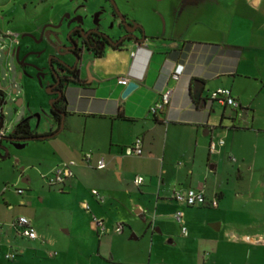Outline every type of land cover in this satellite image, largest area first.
<instances>
[{"label": "crops", "instance_id": "crops-1", "mask_svg": "<svg viewBox=\"0 0 264 264\" xmlns=\"http://www.w3.org/2000/svg\"><path fill=\"white\" fill-rule=\"evenodd\" d=\"M177 3L173 17L162 15L154 20L133 21L142 28L135 36L137 40L145 38L144 43L132 41L120 49L108 47L101 58L89 53V63L83 62V54L77 67L81 83L66 85L63 90L66 102L63 130L51 139L32 141L43 145L42 149L51 157L39 161L46 163L47 173L43 176L65 163L75 162L74 178L58 188L62 195L76 191L78 196V186L96 175L98 182L92 191H98L105 203L100 204L91 195L92 199L83 198L78 205L92 224L94 215L85 212L83 203L90 210L94 203L101 211L104 225L107 227L106 220L111 223L112 227L108 228L111 231L116 223L122 222L124 232V224H129L127 213L143 219L146 231L142 239L152 230L143 252L128 254L111 245L104 259L100 258L101 251L98 253L97 264H105L104 261L106 264H264L261 236L241 237L232 232L227 237L222 224H205L203 228L191 225L186 236L182 227H178V232L169 228L171 219L174 221L176 212L182 208L201 209L173 200L174 190L204 191L207 200L217 199L219 206L224 195L223 182L218 174L219 164L215 161L210 164L211 157L226 155L234 162V156L239 158L240 154L244 159V151L254 145L251 139L264 135V0H179ZM121 17H117L119 24ZM132 53H136L135 57ZM58 55L72 56L66 52ZM73 57L62 62L73 66L76 62ZM177 68L182 69L178 81L172 79ZM127 76L138 88L123 99L126 87L118 80ZM53 81L51 76L48 85ZM197 82L202 86L201 100L209 99L218 89H229L245 113L240 118L235 109L218 103H207L205 108H200L201 102L193 97ZM168 91H171L169 105L162 112L151 114V108ZM51 124L49 131L35 135L56 134L60 129L52 118ZM220 131L229 137L228 148L224 154L225 144L217 154L211 155L212 135ZM137 139L142 140V156L126 155V149ZM86 154L93 156L90 165L83 162ZM100 157H105L108 163L105 171L94 168ZM237 168L236 179L242 180L239 171L243 174V167ZM111 175H116L118 184L108 187ZM136 177L145 179L142 186L134 185ZM262 199L263 202L257 203L262 209L247 210L250 213L245 216L248 214L250 223L264 229V193ZM11 229L20 239L37 241L25 239ZM96 235L99 240L105 237L97 231ZM131 239L137 241L139 237L132 235ZM6 243L8 247L0 242L6 252L4 259L8 262L22 259L18 254H24L23 247L16 238ZM10 253L16 255L12 261L6 258Z\"/></svg>", "mask_w": 264, "mask_h": 264}, {"label": "rangeland", "instance_id": "rangeland-1", "mask_svg": "<svg viewBox=\"0 0 264 264\" xmlns=\"http://www.w3.org/2000/svg\"><path fill=\"white\" fill-rule=\"evenodd\" d=\"M178 1L0 0V82L6 103L2 108L5 133L8 136L12 134L27 118H30L34 133H43L52 127L50 109L53 98L49 96L48 90L51 79L49 62L56 57L61 58V61L72 60V56L58 55L57 49L67 48L68 35L76 25L114 38L123 31L119 26L118 15L127 19V26L134 25L135 19L143 22L162 15L173 17L177 13ZM79 17L82 22H77ZM51 27H57L56 35L48 38L46 33ZM8 36H12L16 43L11 45ZM83 62H90L89 53H84ZM212 136L216 141L225 142L222 151L225 154L229 137L221 131ZM251 140L254 145L244 151V159L240 154L239 158L234 156V162L226 155L225 158H219L218 155L211 157L210 164L214 161L219 164L218 174L223 182L224 195L218 208H182L183 224L178 226L175 218L174 221L171 219V230L178 232V227L183 226L189 229L191 225L203 228L205 224H222L227 237L234 232L241 237L264 238V229L250 223L248 214L245 216V213H250L247 210L262 209L257 203L263 202L264 193V135ZM3 145L5 150L1 149L3 158L0 159V219L5 220L0 223V242L8 247L6 242L16 238L24 254H18L22 259L8 262L4 259L5 248L0 247L1 264H97L98 253L101 251L100 258L104 259L111 245L128 254H139L147 248V238L152 230L142 239L146 231L144 221L130 213L126 214L129 224H124L121 237L113 232L99 240L92 220L78 206L81 199L91 198L93 187L98 182L96 175L91 181L78 186V196L76 191L62 195L59 186L50 187L43 179V174L47 173L46 163L39 161L47 159L44 157L51 159L47 151L42 149L43 145L37 142H4ZM238 166L243 167V174L239 171L242 180L236 179ZM24 179L29 182H24ZM117 180L116 175H111L108 187L118 184ZM18 191L22 193L18 194ZM91 210L92 215L101 220V211L94 203H91ZM21 216L33 221L37 245L14 235L10 225ZM153 216H149L150 220ZM105 223L107 228L112 227L107 220ZM132 235L139 239L132 240Z\"/></svg>", "mask_w": 264, "mask_h": 264}, {"label": "built area", "instance_id": "built-area-1", "mask_svg": "<svg viewBox=\"0 0 264 264\" xmlns=\"http://www.w3.org/2000/svg\"><path fill=\"white\" fill-rule=\"evenodd\" d=\"M7 38L11 39V45L15 42L12 36H8ZM16 43V42H15ZM10 45V47H11ZM11 49V48H9ZM136 53H132V56L135 57ZM182 74V69L177 68L172 75V79L178 81L180 75ZM131 79L127 77L120 78L118 83L124 87H126L130 83ZM171 100V91L164 93L161 96L160 101L151 108V114L155 115L159 112H162L170 103ZM211 103H218L222 106L229 107L235 109L238 112L240 118L242 117L245 110L241 108V105L238 101L233 97L231 90L229 89H218L212 92L208 99ZM3 111V110H2ZM0 110V114L2 113ZM8 137L5 133L4 129L0 130V139ZM225 142L223 140H214L212 139L209 145V153L211 155L217 154L220 147H223ZM126 155L131 157H141L142 156V140L137 139L136 142L126 149ZM2 158L1 149H0V159ZM93 160L92 154H86L83 157V162L87 165ZM76 166L75 162H68L60 167L54 169L50 174L43 176V179L50 185V187L63 186L65 183L74 178L73 167ZM98 171H105L108 168V163L105 157H100L96 165L94 167ZM145 179L143 177H136L134 179V185L140 187L144 184ZM21 191H18V194H21ZM92 195L98 200L100 204L105 203V198L99 194L98 191H92ZM173 200L183 205H186L189 208H203V207H218V200L213 199L211 202L207 200L206 194L204 191H196V190H183L178 189L173 191ZM83 209L87 214H92L89 206L86 203L82 204ZM93 217V224L96 227V231L99 235H106L110 232H115L118 235L123 233V224H118L113 229V231L109 230L104 222ZM175 220L179 224H183V216L180 211L176 212L174 216ZM11 227L23 238L28 239L30 241H35L38 239L36 230L30 219L26 217H19L12 224ZM182 234L186 236L188 234L187 228L182 227ZM16 257L15 254L10 253L6 256L8 260H14Z\"/></svg>", "mask_w": 264, "mask_h": 264}, {"label": "trees", "instance_id": "trees-1", "mask_svg": "<svg viewBox=\"0 0 264 264\" xmlns=\"http://www.w3.org/2000/svg\"><path fill=\"white\" fill-rule=\"evenodd\" d=\"M96 39L93 44L96 46L91 48L89 51L95 58H101L103 57L105 53L106 47L109 45L111 39L106 37L103 34L97 33ZM103 43H102V42ZM102 43V44H101ZM103 45V46H102ZM79 56V62L78 65L81 63L82 59V53L75 54ZM51 76L54 79V74H57L59 79L61 80V83L59 85V89L63 92L66 85L74 84V83H81L79 80L78 70H72L70 67H68L66 64H64L61 60L52 58L51 59ZM5 94L3 91H0V110L2 111L3 106H5ZM66 105L64 92L63 95L57 99V101L53 104V109L50 110L51 118L56 121L58 125V129H60V122L61 117L57 113V111H61L64 113V107ZM4 126V118H3V111L0 114V130L3 129ZM54 134H47L43 136L35 135V133L31 130L30 122L29 120H23L14 130L12 134H10L8 137L0 139V149H4L5 147L3 145L4 142L8 141H16L19 142L21 140L25 139H33V138H45L52 136ZM38 141H45V140H38ZM7 157V154L5 155ZM3 158V157H2Z\"/></svg>", "mask_w": 264, "mask_h": 264}, {"label": "flooded vegetation", "instance_id": "flooded-vegetation-1", "mask_svg": "<svg viewBox=\"0 0 264 264\" xmlns=\"http://www.w3.org/2000/svg\"><path fill=\"white\" fill-rule=\"evenodd\" d=\"M123 17V16H122ZM80 18V17H79ZM124 18V17H123ZM78 22V21H77ZM82 22V21H80ZM126 22V21H125ZM120 28L123 29L122 33L120 34V36L116 37V38H112L104 33H101L100 31L97 30H91V29H85L82 25H76L75 28L69 33L68 35V43H67V48H58L57 52L59 54H63L65 52H71L72 48L74 45H76V50L74 51L76 54H80L82 53L81 56H83V54L85 52L90 53V49L95 47L96 45L93 44V42L96 39V34L100 33L105 35L106 37L110 38L111 41L109 43V45L106 47V49L108 47L114 48V49H120L123 45H125L126 43H130L132 41H135L132 38V35L135 34L137 35V33L139 32V28L136 27V25H125V23L122 21L121 24L119 25ZM57 27H51L50 31H48L46 33V37H54L56 35V30ZM136 29V31H134ZM102 42V41H101ZM103 43V42H102ZM101 43V44H102ZM103 46V45H102ZM105 49V50H106ZM51 64V63H50ZM53 84L50 85V87L54 86L56 84L55 79H53ZM49 87V88H50ZM59 86L57 88L54 89V91H59ZM2 91V90H0ZM4 92V91H3ZM53 99H58V95H54L51 96ZM10 142V141H8ZM16 142V141H13ZM18 143V142H17Z\"/></svg>", "mask_w": 264, "mask_h": 264}, {"label": "water", "instance_id": "water-1", "mask_svg": "<svg viewBox=\"0 0 264 264\" xmlns=\"http://www.w3.org/2000/svg\"><path fill=\"white\" fill-rule=\"evenodd\" d=\"M77 21L80 22V21H82V19H81V18H77ZM121 21H123L124 23H126V22H125V19H124L123 17H121ZM125 25H126V24H125ZM136 27L142 29V28L139 27V26H136ZM134 31H136V29H135ZM132 38H133L135 41L140 42L141 44L145 42V38H144V39L137 40L138 38L135 36V34L132 35ZM55 39H56V38H55ZM66 49H69V48H66ZM75 50H76V45L73 46L71 52H66L67 54H70V55L74 56V58H75V60H76L75 64H74L73 66H69V65H67L66 63L63 62V63L66 64L68 67H70L72 70L77 69V67H78V62H79V56H78V55H75V54H76V53L74 52ZM51 59H52V58H51ZM51 59H50V62H49L50 67H51V64H50V63H51ZM56 59H59V57H56ZM59 60H60V59H59ZM54 79H55V81H56V84H55L54 86L48 88V90H49V96L58 95V98H60V97L63 95V92H62L61 90H59V91H54V89L57 88V87L60 85L61 80L59 79V77H58L57 74H54ZM201 87H202V86H201V83H200V82H197V83H196V87H195V93H194V96H193V97H194V99L199 100V101L201 102V106H200V108H205V107L207 106V103H211V102H210L208 99H206V100H201V94H202V93H201ZM137 88H138V86H137L136 83H134V82H130V83L126 86V88H125V90H124V92H123V96H122V98H123V99L127 98V97H128L133 91H135ZM0 90L3 91V89H2V85H1V82H0ZM56 101H57V99H53V100H52V103H51V109H52V110H54V109H53V104H54ZM211 104H212V103H211ZM57 113H58V114L60 115V117H61V122H60V130H59L56 134H54V135H52V136H49V137H45V138H38V139H36V138H33V139H25V140H21V141H19V142L26 143V142H32V141H38V140H48V139H51V138H53L54 136L58 135V134L63 130V127H64L65 113H62L61 111H57ZM25 120H30V118H27V119H25ZM205 135H207V133H206ZM10 142H13V141H10Z\"/></svg>", "mask_w": 264, "mask_h": 264}]
</instances>
